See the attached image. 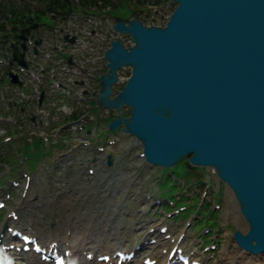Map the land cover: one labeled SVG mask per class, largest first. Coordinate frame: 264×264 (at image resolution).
Masks as SVG:
<instances>
[{
  "label": "water",
  "instance_id": "water-1",
  "mask_svg": "<svg viewBox=\"0 0 264 264\" xmlns=\"http://www.w3.org/2000/svg\"><path fill=\"white\" fill-rule=\"evenodd\" d=\"M174 3L165 26L116 18L114 28L135 44L112 40L97 105L116 110L110 129L124 124L147 162L172 168L189 157L193 166L213 167L249 224L247 233L234 232L235 241L264 253V0ZM36 27L23 28L16 35L22 42L12 45L24 66L27 33ZM122 66L132 72L112 97ZM125 106L132 109L129 117Z\"/></svg>",
  "mask_w": 264,
  "mask_h": 264
},
{
  "label": "rangeland",
  "instance_id": "rangeland-1",
  "mask_svg": "<svg viewBox=\"0 0 264 264\" xmlns=\"http://www.w3.org/2000/svg\"><path fill=\"white\" fill-rule=\"evenodd\" d=\"M2 2L8 6L12 2L16 4L17 0H2ZM172 3L173 0H165L162 6H159L161 17L158 24L164 25L170 18L174 8ZM149 8L153 9L154 6ZM130 14L128 4L120 5L115 10L116 16L128 18ZM144 20L151 23V18L144 17ZM44 24L49 28L55 26L51 18H45ZM84 25L80 24L75 28L81 34H86ZM68 26L69 29L73 28L72 25L68 24ZM102 29L107 31V25L102 24ZM126 40L130 42V37L128 36ZM96 41L91 39L89 43L93 44ZM101 44L99 42V45ZM123 75L128 77L129 71L126 70ZM29 84L35 85L33 81ZM2 105L7 107V101ZM34 112H36L34 114L36 124L29 122L25 114L17 115L20 124H23V131L26 132L24 138L26 136L30 138L31 134L34 137L51 138L49 122H52L53 118L49 113V107L45 106L43 114L37 113V107L33 108L32 113ZM97 120L102 122L104 128L105 119L97 118ZM91 121L92 118L87 117L86 123ZM10 124H0V127ZM94 129L91 134L62 131L60 145H53L54 140L46 141L50 149L44 158L36 148L24 150L22 157L14 147H9V144L0 147L2 154L0 199L7 201V207L0 211V236L5 221L13 210L20 214L21 223L18 226H22L24 231L37 235L40 240L48 239L50 230L62 231L69 218L79 220L84 229V226L90 223L91 217H97L105 210L108 211L109 223L117 226L119 231L126 230L128 233L127 236L119 239L120 243L117 241L118 238H115L116 234H106L109 239L104 238V243H115L117 249L126 252L141 247L139 250L141 254L136 252L130 264H143V259L146 257L159 255L166 257L167 254L164 253L166 248L170 249L179 238L185 252L202 264H251L250 260L253 264L264 263V260L257 257L250 255L248 257V253L244 254V250L236 243L233 233L236 230L247 233L249 224L240 212L233 191L217 177L212 167L203 168L204 171L198 172L190 168L192 165L186 167L180 163L173 167V171H176V175L182 179L172 176L165 180L168 171L162 170L163 167L149 165L140 156L143 147L129 134L122 132L116 133L117 135L109 134L101 141L95 140L94 144L106 145L105 140L108 137L118 139L115 146H107L103 153L83 145L78 146L79 142L94 137ZM97 132L101 130L97 129ZM68 145L70 147H67ZM108 155L113 162L111 167L106 164ZM11 156H16V163H13L15 159L9 160ZM82 164L96 168L97 174L92 176L85 173L87 171L81 168ZM187 169L192 173L188 174ZM25 173L31 177L27 188ZM14 179L21 182V186H14L11 182ZM175 183H177L175 189L169 191ZM184 187L185 190L182 191ZM167 189L169 197L174 192L182 191L181 194H184L181 200L175 195L176 203L170 205V209L155 204V198H162L161 193ZM7 194H10V198ZM183 199H186L188 205L192 202L202 203L201 211L197 212L198 206H192L194 210L187 207L184 216L177 217L175 210L180 206L179 201H185ZM97 203L98 208L95 209ZM211 210H215L217 215L218 228L215 230L210 228L211 222L202 221L198 217L201 214L208 215ZM189 223L190 227L187 226ZM245 224L248 227L247 231H244ZM91 225L89 224V227ZM212 225L215 226L214 223ZM163 227L167 230L160 232ZM168 236L169 239L166 238ZM142 242L145 243L144 246H141ZM213 245L216 249L212 248ZM230 255H234V261L228 258ZM156 259H158L157 264L162 260Z\"/></svg>",
  "mask_w": 264,
  "mask_h": 264
},
{
  "label": "bare ground",
  "instance_id": "bare-ground-1",
  "mask_svg": "<svg viewBox=\"0 0 264 264\" xmlns=\"http://www.w3.org/2000/svg\"><path fill=\"white\" fill-rule=\"evenodd\" d=\"M95 209L98 208V203L94 207ZM108 211H103V213L99 214V216H93L90 218V223L92 224L91 227H89V224L87 226H84L85 228H82V223L79 222V220H76L73 218H69L67 223L65 224L64 228L60 232L55 231H49L48 233V239H42L41 242L43 246L46 248H50L53 246V248H57L58 251L61 254H64L66 256H74L76 257L80 264H111L110 262H101L99 260V256L103 255H110L113 260L114 253L119 250L117 249V246L115 243H104V238L109 239L108 235L116 234L115 238L121 239L124 236H127L126 230L125 231H119L117 226H112L109 223V217L107 214ZM95 215V214H94ZM93 220V223H92ZM72 221V222H71ZM8 225V227H14L16 229V226L20 224L21 222L16 221L12 218H7L5 221ZM247 225L245 224L244 231H247ZM15 241V237L12 236V234L9 232V230H5V233L3 232V237L1 238V242L3 245H10L13 244ZM144 242L141 243V246H144ZM8 252H10L16 259L18 264H52L47 261H42L41 258H37V255L35 253H17L15 250L7 249ZM66 251L69 252L66 254ZM138 253L140 251L138 250ZM89 254H92V257L89 258ZM244 254H247L244 252ZM257 257L258 259L264 260V254L260 255H251L247 254L249 257ZM246 256V257H247ZM153 258H159L162 259L160 262L164 263L169 260L168 256L162 257H153ZM229 259H233L234 261V255H230L228 257ZM116 260V259H115ZM118 260V258H117ZM174 258L170 259V262H174ZM250 263L253 264V261L250 260ZM116 264V263H112ZM264 264V263H261Z\"/></svg>",
  "mask_w": 264,
  "mask_h": 264
},
{
  "label": "trees",
  "instance_id": "trees-1",
  "mask_svg": "<svg viewBox=\"0 0 264 264\" xmlns=\"http://www.w3.org/2000/svg\"><path fill=\"white\" fill-rule=\"evenodd\" d=\"M37 6L34 7L26 1L21 3V5H16L14 2L11 3L10 8L5 12L4 18L6 22L0 23V30H7L10 28V34L5 36H0V40L9 39L13 37L18 31L23 27L34 24L35 22L42 23L46 16L52 15L53 17H68L71 13L100 11L106 7H111L112 11L117 9L120 5H125L128 3L133 4L137 9L147 8L148 4H159L161 0H36ZM3 4V3H2ZM111 11V12H112ZM11 13V16L6 15V13ZM7 30V31H8ZM23 150H29L30 146L25 144L22 147ZM38 149V148H36ZM2 155L0 154V157ZM186 166L185 163H181ZM204 170V169H202ZM174 185L171 186L172 190ZM183 198V197H182ZM186 200V199H183ZM184 202V201H182ZM215 211H211L210 216L214 214ZM214 217V216H213ZM207 220V219H206ZM212 222V220H207Z\"/></svg>",
  "mask_w": 264,
  "mask_h": 264
},
{
  "label": "flooded vegetation",
  "instance_id": "flooded-vegetation-1",
  "mask_svg": "<svg viewBox=\"0 0 264 264\" xmlns=\"http://www.w3.org/2000/svg\"><path fill=\"white\" fill-rule=\"evenodd\" d=\"M138 18V17H137ZM123 37V40H124V44L125 45H127V46H129V45H131L130 44V42H128L127 40H126V38L128 37V35H124V36H122ZM126 112H131V108L130 107H128V108H126Z\"/></svg>",
  "mask_w": 264,
  "mask_h": 264
}]
</instances>
